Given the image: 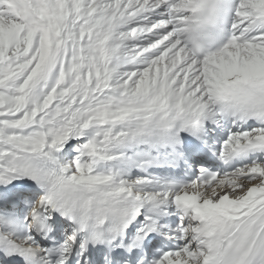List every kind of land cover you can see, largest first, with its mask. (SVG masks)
<instances>
[{"label":"snow or ice","instance_id":"snow-or-ice-1","mask_svg":"<svg viewBox=\"0 0 264 264\" xmlns=\"http://www.w3.org/2000/svg\"><path fill=\"white\" fill-rule=\"evenodd\" d=\"M0 264H264V0H0Z\"/></svg>","mask_w":264,"mask_h":264}]
</instances>
